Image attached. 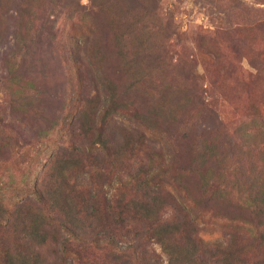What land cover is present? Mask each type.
<instances>
[{"label":"rangeland","instance_id":"rangeland-1","mask_svg":"<svg viewBox=\"0 0 264 264\" xmlns=\"http://www.w3.org/2000/svg\"><path fill=\"white\" fill-rule=\"evenodd\" d=\"M1 215L48 264H264V0H0Z\"/></svg>","mask_w":264,"mask_h":264},{"label":"trees","instance_id":"trees-1","mask_svg":"<svg viewBox=\"0 0 264 264\" xmlns=\"http://www.w3.org/2000/svg\"><path fill=\"white\" fill-rule=\"evenodd\" d=\"M73 168L70 170L72 171ZM145 196H146L145 197L146 201L143 200L144 205L149 206L150 202L148 201V199H149L148 197H150V195H149V193H147V194H145ZM35 200L39 201V202H44L45 198L41 194H36ZM24 205L25 204H23L22 207H24ZM19 206H17V208H18L17 211L18 212L20 211L19 212L20 216L23 217L22 209L19 210ZM66 217L68 219L70 218V216H67V215H66ZM20 220H21V223L24 224V226H22L20 228V230H18L17 227H18V225H20V223H18ZM37 220L38 219L32 220L30 224L27 223V219H23V218L15 219V222H13V221L11 222V220L8 218L6 220H4L2 215H1V217H0V231H4L5 229H12V228L15 231L16 230L17 231H16V236L14 239L7 238L11 241H8L9 244L6 247L7 248L6 253L4 256L1 257L0 264H48L47 258L44 257L43 252L41 250H43V247H45V242L43 239V237H44L43 231L48 232L49 228H46V227L44 228L41 226V228L43 229V231H42L39 227V223L37 222ZM175 224L176 225L174 227H172L171 225H166V230L169 229L168 235H163L161 233L159 234L163 241L165 239L164 236H166V237H168L169 241H171V242L175 241L176 242V240H171V239L176 238L175 237L176 231L180 232V233L182 232L180 229V226L182 224L186 225V221L180 220V221L176 222ZM96 228L98 229V231L96 232L98 242H97V240H95V241L97 242L98 246H100L101 243H99V241L101 240V238H100L101 235H103V234L110 235L111 233L104 227L99 228V226H97ZM110 236H112V235H110ZM40 237H42V239H41L42 242L36 244V242H35L36 238H40ZM74 239L81 241L79 238H77L75 236H74ZM63 242L64 243L62 245L65 248L64 251H66L68 253L73 252V249L76 248V247H72L73 245L78 246V247H82L83 244L85 243L83 241L76 243L73 240H69V239H65ZM116 244H118V243H116ZM116 244L112 245L113 250H118L122 254L119 253L117 256L116 253L115 254L112 253L113 255H116L115 259H121L123 256H127V255L123 254L124 249H125L124 246L122 248L121 246H116ZM222 249H223V245L221 243H217V242L207 243V245H205L204 248L202 249V258L199 256V258L194 259L193 261L197 263L200 260V262L203 263V262H206V260H204V259L208 258L209 261H212V264H223V261L220 260V258L218 257V254H216L217 251H221ZM76 253H78V252H76ZM188 253L189 254L191 253V250L189 248L186 249L185 255H187ZM191 255L195 256V253H191Z\"/></svg>","mask_w":264,"mask_h":264}]
</instances>
